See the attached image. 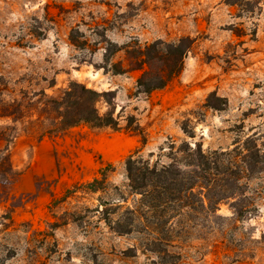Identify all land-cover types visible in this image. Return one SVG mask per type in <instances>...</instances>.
Instances as JSON below:
<instances>
[{"label":"rangeland","instance_id":"374dc122","mask_svg":"<svg viewBox=\"0 0 264 264\" xmlns=\"http://www.w3.org/2000/svg\"><path fill=\"white\" fill-rule=\"evenodd\" d=\"M240 13L223 0H0V109L4 100L22 113L0 117V151L8 150L13 168L11 185H0V264H264V170L248 181L247 218L223 204L222 219L200 215L194 228L176 218L175 231L158 233L144 220L140 232L118 235L95 211L99 197L127 194L123 162L136 151L167 163L172 142L228 151L250 137L264 158V6ZM185 36L195 43L184 71L149 96L136 95L139 71L113 73V63L127 66L123 51L104 60L110 43ZM71 81L115 91L121 129L80 125L41 137L40 107ZM97 107L106 111L102 101ZM130 116L147 134L145 146L125 130ZM108 164L115 170L106 192L61 201ZM153 239L171 245L158 252L147 246Z\"/></svg>","mask_w":264,"mask_h":264},{"label":"trees","instance_id":"16d2710c","mask_svg":"<svg viewBox=\"0 0 264 264\" xmlns=\"http://www.w3.org/2000/svg\"><path fill=\"white\" fill-rule=\"evenodd\" d=\"M231 7H237L243 17L244 13L259 14L264 0H223ZM233 33L237 37L244 36L242 29L235 27ZM75 46L83 43L74 37ZM195 41L188 36L175 42L158 39L151 43L140 44L138 41L119 47L110 43L104 54L108 64L121 51L124 52L127 66L123 61L113 63L114 74H126L139 71L136 95H151L163 90L185 69V60ZM105 68V67H104ZM115 91L99 92L78 81H71L58 97L46 96L40 107L37 122L42 124L41 137L59 135L67 130L87 125L92 128H111L119 131L120 122L116 116ZM104 102L106 111L101 113L97 107ZM0 117L22 118L20 106L15 102L2 100ZM17 108V109H14ZM125 130L135 133L141 138V145L148 142L147 134L134 116L128 117ZM183 131L189 137L194 136L185 126ZM162 151L164 149H161ZM8 150L0 151V185L9 186L12 182L13 168ZM136 151L124 159L127 178V194H121L116 202H109L99 197L96 212L101 215L106 225L118 235L140 232L144 220L148 228L158 233L175 231L174 219L178 218L189 228L196 227L195 221L200 215L206 220H219L221 205L229 204L237 218H247L253 213L251 198L248 194V181L258 171L264 170V158L252 138L246 139L242 145L232 150L205 151L202 144L172 142L169 160L152 161L144 159ZM154 153L150 154L152 158ZM115 170L108 164L98 171L92 180L79 183L68 189L61 198L66 201L78 195H96L108 190V174ZM119 211H122L119 215ZM119 215V217H114ZM182 222V223H183ZM194 225H190V223ZM184 227V226H183ZM155 245L158 252H165L164 246H170L169 240L153 239L147 246Z\"/></svg>","mask_w":264,"mask_h":264}]
</instances>
